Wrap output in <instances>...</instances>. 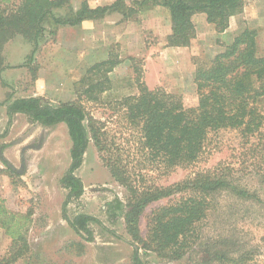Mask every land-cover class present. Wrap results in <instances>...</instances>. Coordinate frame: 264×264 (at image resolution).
I'll use <instances>...</instances> for the list:
<instances>
[{"label": "trees", "instance_id": "16d2710c", "mask_svg": "<svg viewBox=\"0 0 264 264\" xmlns=\"http://www.w3.org/2000/svg\"><path fill=\"white\" fill-rule=\"evenodd\" d=\"M73 1L0 0V53L4 44L18 35L32 43L35 52L48 35L54 39L62 27L98 21L110 13H119L130 19L136 12L155 7L166 9L170 15L171 33L165 47H190L196 38L194 15H206L207 22L218 33H224L230 27L231 18L243 13L248 0H117L111 6L96 9L90 8L87 0H82L79 8L75 9ZM63 10L67 11L61 13ZM258 36L256 29L246 28L208 65L198 67L194 78L196 95L192 98L162 88L150 89L144 81V71L135 68L139 94L124 98L122 105L127 123L140 132L139 151L144 168L138 174H133L125 164L121 145L92 125V138L102 162L114 181L129 195L127 204L124 206L119 201L118 207L121 210L125 207L126 230L134 247L133 264H144L140 250L152 251L171 260L183 258L184 251L187 253L196 243L199 225L208 217L214 198L221 193L241 201L261 203L255 194L239 185L228 173H202L166 188L144 183L147 166L169 173L196 163L213 132L239 131L243 138L256 137L264 148V114L259 108L264 99V56ZM129 60L136 62L134 58ZM121 63L120 55L112 50L108 60L90 67L77 84V101L56 106L43 98L31 97L8 100L6 105L9 121L4 137L17 114L25 115L31 124L46 128L65 125L71 148L69 168L60 180L67 191L62 214L77 236H87L85 241L88 243L95 239L90 223L100 222L84 214L73 219L67 216V208L80 200L85 192L83 181L76 174L84 163L90 144L89 119L82 100L99 101L110 90V73ZM6 147H0V162L5 167L0 173L15 181L26 174V165L22 163L20 168H16L11 164L4 156ZM185 193L186 197L178 202L153 211L146 235L142 234L141 218L150 205L174 194ZM30 223L29 214L13 213L0 202V227L12 240L8 256L0 264H17L31 254L28 240ZM210 257L227 264H250L253 256L251 252H245L232 258L221 250L210 254Z\"/></svg>", "mask_w": 264, "mask_h": 264}, {"label": "rangeland", "instance_id": "374dc122", "mask_svg": "<svg viewBox=\"0 0 264 264\" xmlns=\"http://www.w3.org/2000/svg\"><path fill=\"white\" fill-rule=\"evenodd\" d=\"M81 1H73L75 9L79 8ZM254 2L255 10H264V0H248L244 8L250 7ZM260 12L264 15V11ZM145 14L143 11L136 12L130 18V21L136 23L129 25L133 32L134 50L137 51L139 47L138 34L142 31L148 47L147 54L153 53L156 56L166 45L170 15L166 10L144 18ZM127 28L129 29L128 26ZM150 29H157V37L150 33ZM21 43L31 47L25 42ZM208 43L215 47L211 42ZM210 45H203L206 50L200 49L201 52L198 51L192 57L195 70L191 69L189 64L168 65L167 59L163 65L157 59L146 63L145 58L136 57L134 63L129 61L128 57V67L124 66L121 72L109 75L110 90L103 94L99 101L82 100L89 119L90 144L84 163L76 174L83 181L85 192L80 200L70 204L67 216L73 219L84 214L100 222L90 223L95 238L92 243L85 241L87 236H77L63 219L62 206L67 191L61 186L60 180L69 168L71 148L65 125L46 128L31 124L25 119L26 122L19 123L13 137L10 135L11 128L4 137L8 123L0 122V146L3 142H8L4 156L9 158L16 168H20L22 163L26 165V174L15 181L0 173V202L13 213L31 216L28 233L31 254L17 264H132L134 247L133 240L126 230L125 207L122 210L118 207L119 201L124 206L127 204L129 195L123 186L114 181L102 162L92 138L91 127L93 125L110 140L121 145L125 164L133 174H138L144 168L142 153L139 151L140 132L129 126L122 105L124 98L139 94L135 68L144 71V79L151 89L162 88L173 94L192 98L196 95L193 71L208 65L219 52ZM151 47L153 49L150 51ZM112 50L120 55L122 46L115 44ZM23 56H17L14 48L8 55L7 52H1L0 71L4 66L9 71L29 63L30 57L26 59ZM68 62L71 65V60ZM68 66L64 58L61 68L65 70V79L58 77V89H61V92L55 89L50 91L43 98L44 101L56 103L57 106L78 100L77 84L85 74L78 76L76 69H70ZM146 69L150 74L148 76ZM67 74H71L68 80ZM4 77L5 75L0 74V88L5 89L8 85ZM181 81H184V85ZM24 86L29 89L31 83L24 82L20 88ZM5 90L8 96L2 97V102L6 97L12 98L9 91ZM259 108L264 114V99L259 103ZM0 167H4L1 162ZM145 168L148 171H144L147 176L144 183L147 186L162 188L194 179L202 173H228L239 185L255 194L261 203L241 201L226 193L217 195L208 217L199 225L196 243L187 253L184 251L183 258L171 260L152 251L140 250L144 264H227L210 257V254L221 250H225L232 258L251 252L253 257L249 261L250 264H264V148L256 137L243 138L239 131L234 130L213 132L208 136L196 163L178 167L169 173L157 168L150 169L148 166ZM132 177L135 178L136 175ZM185 197L186 193L174 194L150 205L141 218L142 234L146 235L147 223L153 211ZM11 244V238L0 227V262L8 256Z\"/></svg>", "mask_w": 264, "mask_h": 264}, {"label": "crops", "instance_id": "0c3cea01", "mask_svg": "<svg viewBox=\"0 0 264 264\" xmlns=\"http://www.w3.org/2000/svg\"><path fill=\"white\" fill-rule=\"evenodd\" d=\"M116 1L117 0H87L90 8L92 9L111 6ZM255 5L256 2L252 3L250 7L244 8L243 14L232 17L230 20V27L224 33H218L215 27L207 22L206 15H194L193 22L196 28V38L192 41L191 46L185 48L164 47V49L159 52L160 55L157 54L156 56L153 53L147 54L148 47L144 37L145 34H143L142 31H140L138 34L140 37L138 39L139 47L137 51L134 50L133 32L129 25L131 23H136L130 21V19L123 18L119 13H110L106 15L104 19L98 21H85L77 27H62L59 29L58 35L54 39L48 35L46 37L47 39L39 44V47L35 52L34 45L25 40L22 36L18 35L4 44L1 52H7L8 55L9 52L12 51V48H14L17 56L24 55L23 58L29 59L30 57V60L26 65L21 67L16 66L13 70L8 71L4 66L0 71L2 76L5 75L4 80L8 85V87L5 89H7L10 95H12V98L9 99V97H6L5 101L2 102V97L6 95L8 96V92L4 88H0V103L2 105L0 108V115L2 116L0 122L8 123L9 121L6 109V105L9 103L8 100L13 101L15 99L31 97L44 98L50 91H54V89L61 92V89H58V77L59 79H65V70L64 68H61V65H64V58L66 59L70 69H76V75H84L90 67L97 63L108 60L110 53L112 52V47L115 44H120L122 46V53L120 54L122 63L119 64L114 69V71L110 73V75L121 72L124 66L128 67L127 60L129 58L136 57H142L143 59L145 58L144 60L146 63L154 62L157 59V61L163 63V65H165V61L167 59L168 65H174V63L180 65L189 64L191 69L195 70V66L192 65V57H194L198 51L201 52V50H206L203 45L209 46L210 44L208 42H211L215 45V47L212 45L210 46H212V48H214L217 52H221L223 51L221 47L224 48L227 45H231L234 39L248 27L258 31L260 50L264 56V15L260 12L264 10H255ZM162 10L166 9L162 7H155L143 11L146 12L144 18L148 17L149 15L153 16L154 13L156 15L158 11ZM150 33H152L154 37H157V29H150ZM170 33L171 20L168 23L166 37H168ZM21 42L31 45L32 48ZM152 49L153 47H151L149 50L151 51ZM15 57L16 56H14V58ZM70 60L71 65L70 62H68ZM58 65L60 67H58ZM193 72L195 73L196 71ZM148 75L150 74L146 69V76ZM27 76H29V78H27ZM69 76H71V74L66 75V80L70 79ZM72 76L74 77L75 75ZM24 82L31 83L29 89H26V86L20 88ZM145 82L150 88L149 83H147V81ZM181 83L184 85V81H181ZM51 104L56 105V103ZM25 119L27 122H29L25 115L17 114L14 116L13 124L10 127L12 131H10V135H12L11 137H13V134L16 133L19 123L26 122ZM3 145L8 146V142H3L1 146ZM8 153L9 150L7 154ZM6 159L12 164L9 158L6 157ZM4 169V167H0V170Z\"/></svg>", "mask_w": 264, "mask_h": 264}]
</instances>
